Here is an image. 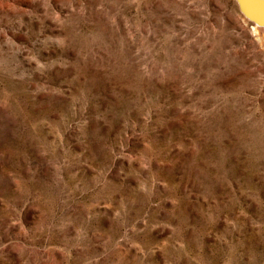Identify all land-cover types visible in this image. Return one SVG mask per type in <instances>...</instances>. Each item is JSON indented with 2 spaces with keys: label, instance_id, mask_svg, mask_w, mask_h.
Masks as SVG:
<instances>
[{
  "label": "rangeland",
  "instance_id": "obj_1",
  "mask_svg": "<svg viewBox=\"0 0 264 264\" xmlns=\"http://www.w3.org/2000/svg\"><path fill=\"white\" fill-rule=\"evenodd\" d=\"M254 24L241 0H0V264H264Z\"/></svg>",
  "mask_w": 264,
  "mask_h": 264
},
{
  "label": "water",
  "instance_id": "obj_2",
  "mask_svg": "<svg viewBox=\"0 0 264 264\" xmlns=\"http://www.w3.org/2000/svg\"><path fill=\"white\" fill-rule=\"evenodd\" d=\"M245 4L242 7L247 15L255 23L264 24V0H246Z\"/></svg>",
  "mask_w": 264,
  "mask_h": 264
},
{
  "label": "bare ground",
  "instance_id": "obj_3",
  "mask_svg": "<svg viewBox=\"0 0 264 264\" xmlns=\"http://www.w3.org/2000/svg\"><path fill=\"white\" fill-rule=\"evenodd\" d=\"M242 4L244 5L246 3V0H241ZM246 5V4H245ZM254 25L258 26L259 28H261L264 31V24H259V23H255ZM256 26H253L255 29H257ZM258 28V29H259Z\"/></svg>",
  "mask_w": 264,
  "mask_h": 264
}]
</instances>
